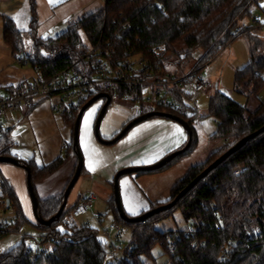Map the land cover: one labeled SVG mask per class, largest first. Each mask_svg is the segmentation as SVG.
<instances>
[{
  "label": "trees",
  "instance_id": "1",
  "mask_svg": "<svg viewBox=\"0 0 264 264\" xmlns=\"http://www.w3.org/2000/svg\"><path fill=\"white\" fill-rule=\"evenodd\" d=\"M263 1L108 0L106 6L72 23L59 35L46 38L36 36L38 22L34 16L27 32L33 37V45L26 59L37 68L40 79H48L71 66L88 51L89 47L81 34L83 32L91 44L100 38L104 44L109 43L114 48L115 59L121 61L138 57L139 61L149 65L165 66V61L176 59L182 67L198 50H202L203 54L193 68L200 71L218 53L217 47L227 45L240 36L241 26H247L240 21L251 19L255 7H260ZM31 3L35 13V1L31 0ZM3 36L13 53L24 52L25 34L16 27L11 17L3 16ZM250 40L251 58L237 70L234 83L239 91L251 88L249 94L259 96V90L264 85V40L257 35L251 36ZM159 46H165V50L157 52L155 49ZM92 66V61L85 60L77 65V69L86 67L93 73ZM24 86V83H20L11 90ZM99 93L91 92L87 101ZM186 95L191 98L190 93ZM179 100L183 102L180 96ZM185 108L186 112L156 108L183 117L193 131L191 147L163 169L192 151L196 145V131L192 123L198 114L194 108L187 105ZM78 113L79 110H76L62 115L72 126L73 145ZM207 115L217 121L214 136L224 140L223 146L209 153L205 161L191 166L173 184L166 201L153 203L141 214L172 201L221 154L244 136L264 126V100L255 110H249L226 93L216 91L210 97ZM14 145L10 129L0 126V156H15L12 153ZM21 160L31 167L33 184L35 180L50 175L62 163L61 157L43 167ZM242 166H247L248 170L235 174V170ZM3 181L0 198L10 199V204H5V207H13L18 221L8 229V234L19 230L24 215L13 186L4 178ZM64 191L44 199L36 192L39 212L45 220L58 213L64 201ZM76 205L67 204L50 225L36 223L42 232L39 242H48L50 246L41 247L42 254L35 260L30 258V250L22 240L11 249L0 252V264H145L148 258H153L152 250L157 245L169 256L171 264H264V131L211 170L172 208L145 218V222L125 221L119 214L114 196L110 198L108 208L114 214L113 221L120 226L130 227L132 231L130 243L123 246L127 258L119 252L110 251L109 243L100 239L98 228L88 223L78 225L72 220ZM176 208L181 209L187 222L192 221V227L164 231L154 228V221ZM186 231L191 232L186 235ZM177 235H180L179 240H176ZM202 242L205 243L202 245ZM172 243L175 244L174 249L170 248ZM49 249L52 251L49 252Z\"/></svg>",
  "mask_w": 264,
  "mask_h": 264
},
{
  "label": "rangeland",
  "instance_id": "2",
  "mask_svg": "<svg viewBox=\"0 0 264 264\" xmlns=\"http://www.w3.org/2000/svg\"><path fill=\"white\" fill-rule=\"evenodd\" d=\"M97 2L99 5L101 2L103 4V0ZM257 10H261L260 7H255V12ZM3 16V13L0 12V90L5 92L8 87L20 83L31 84L38 80L40 76L37 68L26 59L32 48L33 37L27 35L24 37L25 50L23 53H13L12 48L4 40ZM250 21V18H244L240 23H250ZM256 30L257 26L255 25L241 26L240 36L227 45L217 47L218 53L199 69L206 78L207 86L198 96L190 98V103L196 107L197 110L195 111L198 114L192 123L196 131V145L192 151L184 156L182 155L179 160L174 161L164 169L160 168L158 171L151 172H134L121 177L122 201L129 216H139L143 211L148 210L153 203L166 201L170 197V189L173 184L182 178L191 166L205 161L209 155L208 153L223 146L224 142L221 139L218 141L214 136L217 130V121L214 117L207 115L211 94L216 91L224 92L238 103L247 106L249 110H255L264 100V85L260 88L258 96L249 94L251 88H243L239 91L240 89H236L234 83L237 70L244 67L251 58L250 37L257 33L259 36H264V29L262 31ZM45 33L41 31V35L44 37L47 36ZM81 34L84 42L88 43L85 34L83 32ZM164 50L165 46H161L159 52ZM202 54L203 51L198 50L193 58L182 64V69L195 71L193 68ZM20 60H23V62H20ZM132 60H138V57H133ZM172 61L177 60L173 59ZM178 62L180 63V61ZM187 88L191 89L192 86L189 85ZM54 101L53 98H45L30 110L26 117H24L25 110L20 109L14 112L12 119L0 121L5 128L13 127L18 122L23 123L20 128L12 132L15 142L12 153L17 154L21 159L32 161L35 165L41 167L52 163L58 157L62 158V163L50 175L41 180H35L36 192L43 199L62 193L66 189L77 169L79 160L73 145L72 126L65 121L62 115L53 112L52 104ZM99 103V100L93 103L84 112L81 119L79 143L83 153L85 151L83 148L86 128L88 129L90 126L92 131L95 132V114L91 115L87 126L85 125V117L93 109L96 110ZM147 106V109L157 108L153 103ZM138 107L133 100H115L110 103L100 122V136L103 139L112 138V135L119 131L124 123L135 117ZM26 187L28 188V186ZM90 190L97 196L93 206L86 213L74 216L72 220L78 225L88 223L98 228L100 239L109 243L108 238L103 235V230L108 229L115 218L108 208L109 199L114 195L113 186L100 178L94 180L83 171L70 192L68 202L70 204L74 203L79 195ZM21 204L24 218L20 220L19 230L5 233L3 237L9 235L10 239L19 238V241L24 237L25 245L27 244L25 239L32 238L31 245H34V248L38 244L42 248L49 247L50 243L42 244L39 242L42 232L36 225L38 221L31 198L28 197L27 203L23 201ZM130 209L133 211H130ZM94 211L101 214L102 218L93 217L92 213ZM134 212L135 214H133ZM13 218H16V213L12 206L0 207V226L3 222ZM153 226L159 231L185 230L192 227V221L187 222L181 209L176 208L168 215L154 221ZM111 238L126 247L132 238L131 228L121 225L120 230L111 231ZM152 255L153 258H148L145 264H171L169 256L164 253L160 245L152 250Z\"/></svg>",
  "mask_w": 264,
  "mask_h": 264
},
{
  "label": "built area",
  "instance_id": "3",
  "mask_svg": "<svg viewBox=\"0 0 264 264\" xmlns=\"http://www.w3.org/2000/svg\"><path fill=\"white\" fill-rule=\"evenodd\" d=\"M107 1L103 0L104 6L107 5ZM254 22L264 28V15H255ZM160 48L161 46L155 50L159 52ZM132 58L130 57L127 61L115 59L114 48L109 43L104 44L100 38L71 66L50 78H39L31 84H25L23 88L0 95V120L7 119L11 113L21 108L32 107L36 102L45 98L55 99L52 104L55 114H71L83 107L91 92L107 93L111 98V103L115 100H133L139 106L137 115L142 114L143 108L151 103L156 107L186 112V105L193 108L186 93H190L191 97H196L206 86L207 81L202 72L185 71L180 67L178 61H165V66H163L149 65L146 62L132 60ZM85 60L93 62V73H90L91 69L86 67L81 70L77 69V65ZM189 85L192 86L191 89L187 88ZM179 96L183 102H180ZM101 101L104 102V99ZM247 170V166H242L235 170V174H241ZM3 188V176L0 173V192ZM94 200L93 192L83 194L73 210V215L79 216L89 211ZM5 204H7L6 199L0 198V207ZM92 215L97 219L102 218V215L95 211ZM16 222H18L17 219L13 218L1 224L0 239ZM143 222L145 221L143 220ZM117 230H120V225L112 222L108 229L103 230V235L109 240L111 252H119L127 258L128 255L124 253L123 245L111 238V231ZM190 232L186 231L185 233L189 235ZM179 239L180 235H177L176 240ZM25 240L27 241L26 246L30 250V258L35 260L42 254V249L40 246L29 247L32 238ZM174 247L175 244L172 243L170 248L174 249Z\"/></svg>",
  "mask_w": 264,
  "mask_h": 264
},
{
  "label": "crops",
  "instance_id": "4",
  "mask_svg": "<svg viewBox=\"0 0 264 264\" xmlns=\"http://www.w3.org/2000/svg\"><path fill=\"white\" fill-rule=\"evenodd\" d=\"M34 1L35 13L33 12L31 0H0V12H2L4 16L11 17L12 19L13 17H16V19H13L16 27L19 30L23 31L25 36H29L27 32L30 30L33 17L35 16V19L38 22L36 36L42 38L54 37L59 35L63 31H65L72 23L77 22L84 16L98 10L104 5L102 4V2L99 5L97 2L98 0H56L54 4H50L49 0ZM260 9L261 10H257L254 13V16L258 14L264 15V1L261 2ZM254 16L251 18L250 23H246V25H255L257 26L258 31H262L264 28L260 27L259 24L254 22ZM41 31L46 32L45 34H47V36H42ZM256 35L264 40V36H259L258 33ZM87 45L88 47H90L92 44L88 42ZM12 87H8L5 92H2L0 90V95H4L7 92L12 91ZM42 100L36 102L32 107L21 108L25 110H23L24 117H26L29 111L32 110L36 105H38ZM99 102V105L94 111L95 122L103 105V102L101 100H99ZM147 107L148 106H145L143 108L144 113L156 110L154 108L147 109ZM193 108L197 110L194 105ZM13 114L14 112L11 113L6 120L12 119ZM136 116L137 114L135 113V117ZM133 118H131L130 120H132ZM128 122L124 123L122 128ZM22 124V122H18L13 127L5 128L0 123V126L4 129H10V134L13 138L12 132H14L17 128H20ZM177 128L181 130L179 133L176 132ZM120 130L115 132L112 135V138L116 136L120 132ZM84 139V153L82 152V149L80 147V150L84 155V165L82 168L84 173L87 176H91L94 180L100 178L113 186L112 181H114L115 174L118 170L129 166L147 165L160 160L165 155L182 148L188 141V132L180 123L172 119L155 116L136 124L135 127H132V129H130L124 137L113 144H104L100 142V140L96 136V132H93L90 126L85 130ZM177 139L180 140L179 145H177L176 143ZM216 139L219 141V139L221 138ZM221 140L224 142L223 139ZM15 156L21 159V157H19L17 154H15ZM36 166L40 167L38 165ZM90 167L94 170H90ZM0 173L2 174L3 178L13 186L14 192L19 199L20 204L23 201L27 203L28 197L31 198V196L28 188L26 187L28 186L26 169L19 165L3 163L0 165ZM89 192L93 191L90 190ZM82 195H79L74 203L70 204V202H67L68 206H74L78 204ZM94 195L96 199L97 196L95 193ZM22 240L24 241V237H22L20 241L19 238L10 239L9 235L2 237L0 239V252L11 249L12 247L18 245ZM38 246L39 244L37 245V247Z\"/></svg>",
  "mask_w": 264,
  "mask_h": 264
},
{
  "label": "water",
  "instance_id": "5",
  "mask_svg": "<svg viewBox=\"0 0 264 264\" xmlns=\"http://www.w3.org/2000/svg\"><path fill=\"white\" fill-rule=\"evenodd\" d=\"M102 99H104V102H103V105L100 109V112H99L98 117H97L96 122H95V132H96V136L98 137L100 142H102L104 144L116 143L118 140H120L122 137H124L127 134V132L132 127H134L136 124H138L144 120H147L151 117H155V116L172 119V120L180 123L188 132V141L182 148L165 155L163 158H161L160 160H158L154 163L147 164V165H139V166H129V167H125V168H122V169L117 171V173L115 174L114 183H113L114 199H115L116 207L119 211L121 218H123L127 222H140V221H143L145 218L152 216L155 213H158V212L172 208L181 199V197H183L184 194H186L190 189H192L211 170H213L215 167H217L220 163H222L225 159H227L231 154L238 151L247 142H249L250 140H252L253 138H255L256 136H258L260 133H262L264 131V126H262L258 130H256V131L244 136L243 138H241L235 145H233L226 152L221 154L214 162H212L198 176H196L183 190H181V192L172 201L165 203L163 205L157 206L155 208H152L151 210H149L145 214H141L139 216H129L124 209V205H123V201H122V194H121V188H120L121 177L123 175L129 174V173H134V172H139V171L151 172V171L158 170V169L164 167L166 164L171 162L175 157L182 154L188 148L191 147L192 140H193V131H192L190 123L186 119H184L183 117L178 116L172 112L161 111V110H152V111H148V112L142 113V114L134 117L112 139H103L99 134L100 122H101L102 118L104 117V115L106 114V111H107V109L111 103V98L107 93H99V94L95 95L94 97H92L90 100H88L83 105V107L80 109V111L77 115V119H76V123H75V127H74V145L76 147L77 154L79 157L78 166H77V169H76L73 177L71 178L70 182L68 183V185L64 191V201H63L58 213L56 214V216L52 217L49 220H45L40 215L38 196L36 195L35 186L32 182V177H31V167L28 164H26L25 162H23L18 157L4 156V155L0 156V163H11V164H15V165H20L26 169V171H27V185H28V190H29V193H30V196L32 199L34 213H35L37 221L41 224L50 225L56 218H58L61 215V213L64 211V209L67 205L70 192H71L72 188L75 186L76 182L78 181V179L81 175V172H82L83 165H84V158H83V154L80 150V144H79V129H80L81 119H82L84 112L93 103L97 102L98 100H102ZM6 203L10 204V199H7Z\"/></svg>",
  "mask_w": 264,
  "mask_h": 264
},
{
  "label": "snow or ice",
  "instance_id": "6",
  "mask_svg": "<svg viewBox=\"0 0 264 264\" xmlns=\"http://www.w3.org/2000/svg\"><path fill=\"white\" fill-rule=\"evenodd\" d=\"M55 2H56V0H49V3H50V4H54ZM13 19H16V17H13ZM94 111H95V109H93L92 111H90V112L88 113V115L85 117V125H86V126H87V124H88L89 118H90L91 115L94 113ZM180 131H181V130H180L179 128L176 129V132H177V133H179ZM176 143H177V145H179L180 140L177 139ZM90 170H94V169H92V168L90 167ZM130 211H133V210L130 209ZM133 214H135V212H134ZM60 231L63 232V229H60ZM10 247H11V246H10ZM29 247L34 248L35 246H34V245H30ZM48 251L51 252L52 249H49Z\"/></svg>",
  "mask_w": 264,
  "mask_h": 264
}]
</instances>
